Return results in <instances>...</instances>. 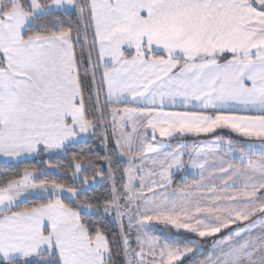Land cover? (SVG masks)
Segmentation results:
<instances>
[{"label":"snow or ice","instance_id":"6c2138e0","mask_svg":"<svg viewBox=\"0 0 264 264\" xmlns=\"http://www.w3.org/2000/svg\"><path fill=\"white\" fill-rule=\"evenodd\" d=\"M0 264H264V0H0Z\"/></svg>","mask_w":264,"mask_h":264},{"label":"crops","instance_id":"0c3cea01","mask_svg":"<svg viewBox=\"0 0 264 264\" xmlns=\"http://www.w3.org/2000/svg\"><path fill=\"white\" fill-rule=\"evenodd\" d=\"M223 134H227L226 132L223 133ZM205 137L203 135L197 137V136H192L191 134H189L188 136L185 137V140L188 142V143H192L194 141H197V140H200V139H204ZM187 171H191L190 169H188ZM185 178V174L183 172H177L174 177H173V183L174 185H179L183 179ZM187 180L188 182L190 183L191 180H192V176L189 175L187 176Z\"/></svg>","mask_w":264,"mask_h":264}]
</instances>
